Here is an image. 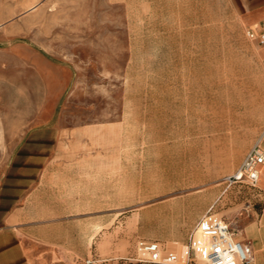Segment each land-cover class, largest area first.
<instances>
[{"label":"rangeland","instance_id":"rangeland-1","mask_svg":"<svg viewBox=\"0 0 264 264\" xmlns=\"http://www.w3.org/2000/svg\"><path fill=\"white\" fill-rule=\"evenodd\" d=\"M58 121L96 123L118 152L134 255L106 263L148 264L139 242L186 235L216 180L212 212L233 229L261 211L255 188L206 175V139L189 142L192 125L254 144L264 131V64L227 0H0V180L27 131Z\"/></svg>","mask_w":264,"mask_h":264},{"label":"crops","instance_id":"crops-1","mask_svg":"<svg viewBox=\"0 0 264 264\" xmlns=\"http://www.w3.org/2000/svg\"><path fill=\"white\" fill-rule=\"evenodd\" d=\"M227 2L243 31H257L264 21V0ZM250 40L264 64V47ZM193 126L191 151L199 153V144L206 139V175L221 176L223 182L236 173L255 145L264 150V131L254 144V139L229 138L220 135L221 131L200 137L198 125L197 132ZM100 132L96 123L74 129L64 121L27 131L0 180V264H101L132 255L129 247L135 239L129 236L127 227L121 229L127 235L120 236V208L134 203L120 207L118 152L105 150ZM180 140L183 143V137ZM259 172L255 190L264 198V165ZM219 181L207 187L209 202L204 195L192 219L184 222L186 235L147 241L178 245L177 252H169L158 243L164 254L176 256L179 264L185 263L192 230L227 192L228 186L214 187ZM130 184L133 189V179ZM238 227V231L234 229L236 238L249 241L254 248V264H264V203L259 213L248 214ZM142 242L146 241L139 244Z\"/></svg>","mask_w":264,"mask_h":264},{"label":"built area","instance_id":"built-area-1","mask_svg":"<svg viewBox=\"0 0 264 264\" xmlns=\"http://www.w3.org/2000/svg\"><path fill=\"white\" fill-rule=\"evenodd\" d=\"M248 37L257 40L264 47V21L257 31H248ZM264 165V150L257 144L247 154L239 169L227 179L229 184L246 183L257 188L259 183V167ZM201 238L205 242L206 258L199 260L196 240ZM142 261L152 264H179L176 256L166 255L157 243L142 242L139 245ZM255 251L249 241H240L231 224L223 218L208 211L192 230L186 248V261L182 264H254ZM85 264H95L87 261Z\"/></svg>","mask_w":264,"mask_h":264},{"label":"bare ground","instance_id":"bare-ground-1","mask_svg":"<svg viewBox=\"0 0 264 264\" xmlns=\"http://www.w3.org/2000/svg\"><path fill=\"white\" fill-rule=\"evenodd\" d=\"M196 249H197V255L199 260H204L206 258V250H205V242L201 238H197L196 240Z\"/></svg>","mask_w":264,"mask_h":264},{"label":"trees","instance_id":"trees-1","mask_svg":"<svg viewBox=\"0 0 264 264\" xmlns=\"http://www.w3.org/2000/svg\"><path fill=\"white\" fill-rule=\"evenodd\" d=\"M101 264H111V263H106V262H105V263H101ZM148 264H152V263H148Z\"/></svg>","mask_w":264,"mask_h":264}]
</instances>
